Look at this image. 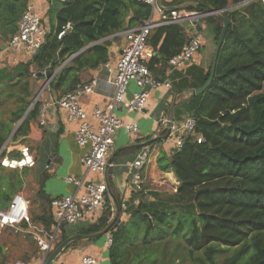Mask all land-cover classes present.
Segmentation results:
<instances>
[{"label": "trees", "instance_id": "16d2710c", "mask_svg": "<svg viewBox=\"0 0 264 264\" xmlns=\"http://www.w3.org/2000/svg\"><path fill=\"white\" fill-rule=\"evenodd\" d=\"M162 2L169 8L187 4ZM28 5L29 0H0L4 41L17 33ZM206 6L222 11L229 27L209 88L192 96L207 82L211 67L206 72L189 70L197 81L185 89L191 95L175 106L176 122L187 115L196 120L183 147L158 162L162 171L175 174L179 185L172 194L142 186L128 203L118 201L123 220L108 234L110 264H264V2L195 0L186 9L209 12ZM47 16L50 29L39 51L19 60L12 76L0 80L1 157L7 154L3 148L9 138L25 141L40 117L42 103H34L31 81H45L38 74L50 72L53 78L45 91L58 99L73 91L83 71L108 63L118 35L143 24L151 7L137 0H53ZM204 22L217 43L222 20L212 15ZM188 42L179 25L153 31L149 45L155 56L149 68L158 80L166 79L170 59ZM39 195L43 197L42 192ZM11 199L0 187V210ZM115 214L109 200L104 214L77 234L104 231ZM33 221L54 232L52 210ZM108 235L88 241L103 243ZM67 238L62 235L55 248ZM81 242H72L67 249Z\"/></svg>", "mask_w": 264, "mask_h": 264}, {"label": "crops", "instance_id": "0c3cea01", "mask_svg": "<svg viewBox=\"0 0 264 264\" xmlns=\"http://www.w3.org/2000/svg\"><path fill=\"white\" fill-rule=\"evenodd\" d=\"M52 1L29 0V5H33L36 13L41 16L42 27L47 33L50 29L47 12ZM186 6L187 4H183L179 8H186ZM199 31L202 49L193 62L174 70L169 76V66L165 68V77L169 78L171 88L162 87L152 91L145 109L141 112H130L126 107L115 111L114 115L124 123L137 124L139 132L134 135L126 129H121L116 133L110 157L115 153L116 155L104 176L88 173L82 166L80 160L88 149L76 143L75 133L79 124L68 121L67 112L56 105L58 96L45 91L38 97L42 103L40 115L44 124H41L40 118L32 124L25 141L11 142L12 137H10L3 148L6 149V156H0V187L2 191L12 195L7 207L0 211L8 209L16 196H23L29 205V223L20 226V232L7 228L0 238V264H16L17 262L43 264L45 255L34 239L37 230L33 228L40 230L45 227L33 220L37 221L42 215L51 213L50 200L75 194L82 196L86 193L88 184L108 182L116 199L121 203H128L142 186L159 192H164L162 189L169 186L173 188V193L176 192L179 183L175 174L162 171L158 163L159 159L170 158L176 151L173 141L167 139L163 121L168 117L174 120L175 106L191 95V92L185 89L197 80H194L188 71L198 68L206 72L211 67L216 48L215 36L211 26L206 22L201 23ZM118 36L119 38L110 47L108 63L81 73L80 83L82 84L90 83L94 79L99 81L95 94L79 98L80 107L89 114H92L96 108L106 109L114 95L112 81L116 77L117 63L126 45L124 33ZM9 41H4L0 34V80L3 76L6 79L12 76L10 71L19 62L14 60ZM22 58L24 56L19 60ZM158 75H160L159 72ZM31 84L35 90L37 85L44 86L45 81L32 80ZM138 90L136 84L131 82L125 101L129 102ZM145 155L146 164L142 170L137 171L133 165L137 159ZM70 176L84 180L85 187L78 189L75 185L67 183L66 179ZM138 178L140 185L136 183ZM40 192L43 193L42 198L39 195ZM112 204L115 206L113 201ZM90 224V221L84 220L65 226L57 235L53 249L62 235L71 237ZM106 243L107 240L97 245L83 244L70 247L65 249L53 264H82V258L86 255L97 257L99 264H110Z\"/></svg>", "mask_w": 264, "mask_h": 264}, {"label": "built area", "instance_id": "2783aa9c", "mask_svg": "<svg viewBox=\"0 0 264 264\" xmlns=\"http://www.w3.org/2000/svg\"><path fill=\"white\" fill-rule=\"evenodd\" d=\"M151 7V16L141 25L124 33L126 45L117 63L116 77L112 81L114 95L106 109L96 108L92 114L85 112L79 104V98L96 93L99 81L94 79L87 84H78L75 89L56 101V105L67 112L69 122H78L79 128L75 133L76 143L87 148L80 162L88 173L104 176L111 166L109 158L114 147V136L121 129H126L131 134H137V124H126L114 115L115 111L126 107L130 112H141L145 109L152 91L166 87L171 88V82L167 77L158 80L151 72L149 63L155 56L153 47L149 45L153 31L161 26L179 25L184 28L189 42L181 53L169 61L168 76L174 70L181 69L193 62L195 56L202 49L201 23L209 16V12H199L186 8L175 7L172 10L163 4L162 0H137ZM264 2V0H263ZM194 5L195 0H187V5ZM221 12V11H220ZM222 13V12H221ZM64 31L59 35L62 37ZM47 31L42 27L41 16L36 13L33 5H28L19 23L18 31L10 41L9 47L14 54L15 62L24 57L35 55L44 43ZM134 82L138 91L133 98L125 101L129 85ZM43 125V118L40 115ZM167 131V139L173 141L176 150L183 147L185 137L193 133L196 120L187 115L181 123H176L170 117L163 121ZM146 164V155L136 160L133 167L140 171ZM69 184L78 189L84 188V180L74 176L66 179ZM140 185V179H137ZM111 198L108 194L106 182L92 183L86 186V193L82 196L68 195L51 200L50 208L53 211L56 226L54 232L48 233L44 228L36 229L34 239L45 257L50 254L57 240V235L67 225H74L88 220L91 223L102 216L107 209ZM29 223V205L23 196H16L6 210L0 211V238L7 228L20 232V226ZM27 232V231H26ZM40 232V233H38ZM30 233V232H28ZM33 235V233H30ZM106 248L112 244L111 235L108 237ZM16 264H24L17 262ZM43 264H45L43 262ZM82 264H99V259L86 255L82 258Z\"/></svg>", "mask_w": 264, "mask_h": 264}, {"label": "water", "instance_id": "95a60500", "mask_svg": "<svg viewBox=\"0 0 264 264\" xmlns=\"http://www.w3.org/2000/svg\"><path fill=\"white\" fill-rule=\"evenodd\" d=\"M199 5L203 6L204 4L202 3H199ZM243 4H240L239 6H241ZM209 13H211L212 15L214 16H217L219 17L222 22H223V29H222V33L216 43V48H215V51H214V54H213V58H212V63H211V69H210V76L207 80V82L205 83V85L199 89H195L192 91V96H199L201 94H203L208 88L209 86L211 85V83L213 82V79H214V76H215V72H216V66H217V61H218V57H219V53H220V50L222 48V45L224 43V40H225V37H226V34H227V30H228V27H229V22L228 20L223 17L222 15V11H216V10H213L211 8H209L208 6H206ZM172 10L176 9L175 7H172L171 8ZM38 77H44L45 78V84L41 90V93L44 92V90H46V88L48 87L49 83L51 82L52 78H53V75H51L50 72H44V73H40L38 74ZM41 93H39V95L35 98V101L34 103L38 100V97L41 95ZM33 103V104H34ZM172 112V110H171ZM116 155L113 154V156H111L109 158V165L112 163V159L113 157ZM107 185H108V194L111 198V200L113 201V203L115 204L116 206V214L113 218V220L111 221V223L109 224V226L102 232L100 233H97V234H91V235H81V234H76V235H73L69 238H67L64 242H62L58 247H56L55 249L52 250V252L50 254H48V256H46L44 258V263L45 264H53V262L62 254V252L67 249V247L72 243V242H75V241H88V240H93V239H96V238H100V237H103L105 235H108L109 233H112L115 228L121 223V219H120V207H119V203H118V200L116 199L115 195L113 194L111 188L109 187V184L108 182H106Z\"/></svg>", "mask_w": 264, "mask_h": 264}, {"label": "rangeland", "instance_id": "374dc122", "mask_svg": "<svg viewBox=\"0 0 264 264\" xmlns=\"http://www.w3.org/2000/svg\"><path fill=\"white\" fill-rule=\"evenodd\" d=\"M204 22V21H203ZM42 88H43V85H37L36 86V89H35V93H36V97L39 95V93H41V90H42ZM44 92H45V90H44ZM42 94V93H41ZM164 192H167V193H173L174 191H173V188H171V187H169V186H167V187H165V188H163L162 189ZM35 210H36V208H35ZM110 235H108V237H109ZM107 240H108V238H107ZM83 244H95V245H97V244H99V243H96V241H92V242H90V241H87V242H81L80 243V245H83Z\"/></svg>", "mask_w": 264, "mask_h": 264}]
</instances>
